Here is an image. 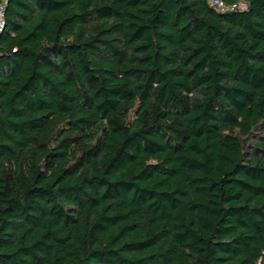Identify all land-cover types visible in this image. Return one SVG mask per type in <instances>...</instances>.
Wrapping results in <instances>:
<instances>
[{
	"label": "trees",
	"instance_id": "obj_1",
	"mask_svg": "<svg viewBox=\"0 0 264 264\" xmlns=\"http://www.w3.org/2000/svg\"><path fill=\"white\" fill-rule=\"evenodd\" d=\"M8 0L0 264L264 263V0Z\"/></svg>",
	"mask_w": 264,
	"mask_h": 264
},
{
	"label": "built area",
	"instance_id": "obj_2",
	"mask_svg": "<svg viewBox=\"0 0 264 264\" xmlns=\"http://www.w3.org/2000/svg\"><path fill=\"white\" fill-rule=\"evenodd\" d=\"M8 0H0V33L5 27V9L7 6ZM207 3L210 7L224 12V11H233V10H243L246 8V4L243 2L236 3L233 5H226L222 0H207Z\"/></svg>",
	"mask_w": 264,
	"mask_h": 264
},
{
	"label": "rangeland",
	"instance_id": "obj_3",
	"mask_svg": "<svg viewBox=\"0 0 264 264\" xmlns=\"http://www.w3.org/2000/svg\"><path fill=\"white\" fill-rule=\"evenodd\" d=\"M258 264H264L263 262H260V263H258Z\"/></svg>",
	"mask_w": 264,
	"mask_h": 264
}]
</instances>
